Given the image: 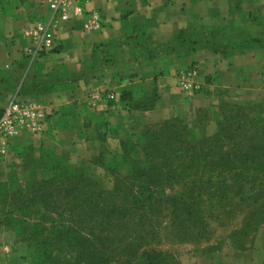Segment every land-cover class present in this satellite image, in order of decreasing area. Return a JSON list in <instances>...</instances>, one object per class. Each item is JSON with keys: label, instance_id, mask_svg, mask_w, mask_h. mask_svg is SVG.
I'll return each mask as SVG.
<instances>
[{"label": "crops", "instance_id": "crops-1", "mask_svg": "<svg viewBox=\"0 0 264 264\" xmlns=\"http://www.w3.org/2000/svg\"><path fill=\"white\" fill-rule=\"evenodd\" d=\"M79 5L83 16L51 25L54 45L47 47L33 34L41 22L56 19L49 0H0V109L12 95L47 115L39 137L0 138V182L7 180L17 148L27 143L52 149L64 161L72 153L88 159L83 124L112 128L167 119L191 100L175 86L176 76L192 64L200 67L207 98L229 97L264 108V0H79ZM92 12L100 13L102 27L85 31ZM214 32L212 45L189 43L190 37ZM87 78L104 94H88ZM130 87L138 92L121 103V91ZM237 252L208 255L198 264H264V232L249 251ZM12 256L2 242L0 264H25Z\"/></svg>", "mask_w": 264, "mask_h": 264}, {"label": "trees", "instance_id": "trees-1", "mask_svg": "<svg viewBox=\"0 0 264 264\" xmlns=\"http://www.w3.org/2000/svg\"><path fill=\"white\" fill-rule=\"evenodd\" d=\"M216 35L215 32L200 33L193 41L190 37L189 43L194 47H207L214 44L211 39ZM186 48L190 49L191 45L186 44ZM136 91L135 87L123 89L119 101H131ZM203 91L205 96L210 95L207 88ZM148 104L152 106L149 101ZM2 113L3 108L0 117ZM238 115L230 117L228 124H217L218 130L213 136L201 141L193 139L189 146H184L180 135H165L167 126L161 127V133L148 130L137 137L142 146L141 153L134 158L130 153L135 148L136 134L125 131L123 140L116 139V153L100 150L87 162L103 169L114 180L113 190L107 193L82 166L68 168L60 164L54 165L51 178H32L22 186H14L10 180L3 187L11 189L14 206L23 223L30 220L41 225L49 223L53 235L60 240L64 238L55 224L61 219L68 218L83 227L84 236L78 233L73 236L70 247L82 255L87 264H111L119 260H123L121 264H167L166 253L142 251L148 245L147 239L153 236L144 223L161 215L158 210L166 208L165 205L171 219L179 214L184 221H189L195 216L203 217L198 207L201 198L206 196L210 201L223 203L220 215L231 219L241 210L233 205L234 199L249 196L256 203L248 210L239 234L245 236L264 225V204L257 203L264 200V126L234 124V117ZM95 125L97 132L107 131L98 134L101 145L106 143L107 133L120 134L112 131L109 124ZM240 132L244 133L243 137L239 136ZM122 169H130L131 174L123 176ZM167 190L172 194L167 195ZM214 211L211 206L206 214L207 224L213 220ZM2 220L0 216V225ZM181 227L185 230L184 225ZM68 229L65 234L69 240L74 231Z\"/></svg>", "mask_w": 264, "mask_h": 264}, {"label": "rangeland", "instance_id": "rangeland-1", "mask_svg": "<svg viewBox=\"0 0 264 264\" xmlns=\"http://www.w3.org/2000/svg\"><path fill=\"white\" fill-rule=\"evenodd\" d=\"M202 82L204 90H206V83L203 80ZM83 83L88 87L86 89L88 94H104L98 82H93L87 78L83 80ZM175 87L180 94L189 96L187 100L188 98L191 100L185 103L181 102L178 108L165 120L149 121L146 124H117L112 126V131L120 132L119 135L114 134V132L110 133L114 142L109 143L107 139L106 143L101 145V142L98 141V134L103 131L97 132L95 124H83L82 137L87 142V148L92 154L91 158L77 159L76 154L72 153L69 155L72 156V158L70 157L71 160L65 164L59 159L58 153L52 149H37L28 143L17 148L16 162L11 166L9 178L0 183V216L3 219L0 225V244L4 242L10 246L13 254L12 261L20 260L25 264H87L88 262L70 247L73 236L77 233L84 236L86 231L83 227L75 224V222H70L68 218L61 219L58 224H55V227L60 228L64 238L60 240L53 235L49 223L41 225L38 224V221L33 220L23 223L14 206L11 189L3 187V185H8L10 180L13 181L14 186H22L24 182L32 178L37 180L51 178L55 164L68 168H80L82 166L83 170L95 177L101 190L107 193L113 190L114 180L103 169L91 166L87 162L95 154L98 155L100 150L106 149L107 152L116 153V139L123 140L125 131L136 134L135 148H132L130 153V157L134 158L142 146L137 137L148 130L161 133L162 126H167L164 129L165 135L174 134L173 136H175L176 134L180 135L181 138L183 137L184 146L191 145L193 139L201 141L206 137L213 136L218 130L217 124H228L230 117L237 113L240 115L234 117V119L236 118L234 124H261L264 126V109L257 103L239 102L222 96L207 98L202 93L203 90L194 94L200 95V97H194L191 94L186 95L179 89L178 80ZM104 97L106 99V96ZM242 134L244 133L240 132L239 136L243 137ZM174 140L176 142L177 138L174 137ZM120 173L127 177L131 174V170L122 169ZM166 194L171 195L172 192L167 190ZM233 202V205L240 207L241 210L235 212L231 219H227L220 215L221 208L225 206L223 203H219L218 200L210 201L206 196L202 197L198 208L203 217L195 216L189 221H184L182 215L178 216L179 214L174 218L172 216L171 219L168 206L165 205L166 208L163 209L162 207L158 210L162 212L161 215L153 218V221H145L146 228L149 232H153V236L147 239L146 244L148 245L142 251L166 253L169 256L167 264H186V261H189V264H198L208 255L222 254L226 257H234V253L237 251H249L253 247L256 235L264 232V225L255 232L246 233L245 236L240 235L239 231L243 228L248 210L253 208V204L256 202L255 199H249V196L234 199ZM257 203L263 205L264 200H259ZM211 206L215 208L214 217L207 224L206 214H209L208 211ZM192 209L195 210V207ZM10 218L13 221L11 224H9ZM5 219L7 222H4ZM182 225H184L185 230L181 227ZM69 227L74 232L70 234L68 240L65 231L69 230ZM59 240L60 242L56 243ZM117 242L116 240L115 243L117 244ZM121 245H125V243ZM117 258L115 257V260H118ZM122 261L119 260L118 263L111 264H121ZM7 263L12 264V262Z\"/></svg>", "mask_w": 264, "mask_h": 264}, {"label": "built area", "instance_id": "built-area-1", "mask_svg": "<svg viewBox=\"0 0 264 264\" xmlns=\"http://www.w3.org/2000/svg\"><path fill=\"white\" fill-rule=\"evenodd\" d=\"M49 2L56 19H51L53 21L51 24L41 22L35 28V33L33 34L34 39H39L41 44L47 47L54 45V38L51 32L52 24L68 22L73 16L84 15V11L79 5V0H49ZM88 17L89 19L84 25L85 31L101 29L103 20L100 13L92 12ZM200 74L198 64H192L185 71L180 72L177 75L179 89L191 95L202 92L204 84L200 80ZM46 120L47 115L44 108L32 102L20 101L11 95L0 117V138L9 139L22 135L30 136L31 138L39 137L45 131Z\"/></svg>", "mask_w": 264, "mask_h": 264}]
</instances>
